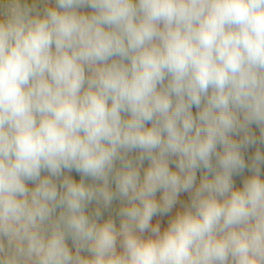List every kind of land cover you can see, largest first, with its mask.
I'll list each match as a JSON object with an SVG mask.
<instances>
[{
  "label": "clouds",
  "instance_id": "1",
  "mask_svg": "<svg viewBox=\"0 0 264 264\" xmlns=\"http://www.w3.org/2000/svg\"><path fill=\"white\" fill-rule=\"evenodd\" d=\"M261 144L264 0H0V264H264Z\"/></svg>",
  "mask_w": 264,
  "mask_h": 264
},
{
  "label": "rangeland",
  "instance_id": "2",
  "mask_svg": "<svg viewBox=\"0 0 264 264\" xmlns=\"http://www.w3.org/2000/svg\"><path fill=\"white\" fill-rule=\"evenodd\" d=\"M54 2V0H53ZM29 3H31V0H29ZM81 11L83 12H90L91 9L88 8H83L81 9ZM193 114L196 113L197 109L195 108V106L193 107ZM146 126L151 127V124H147ZM252 131L256 134L257 137L260 136V130L259 128L253 124L252 125ZM259 147L261 149V151H264V144L261 145H256V146H252L249 147L246 151H245V159L246 161L248 160L249 157H251L252 155H254L256 148ZM148 166V161L144 162L143 168H147ZM171 167H173V169L175 168L174 165H170ZM143 168L141 169V175H143ZM43 175H46L47 173H42ZM69 175H71L73 177V179L79 181L80 180V175L78 173H76L75 171L68 173ZM262 174H264V169H262ZM197 184L200 182L201 178L205 175H209V173H207V170L204 169L203 167H200L197 169ZM249 175H251V173L245 169L244 172L238 174V175H234L233 177V181H234V186L237 188H241L243 186V181L245 178H247ZM91 182V181H88ZM33 185L30 183L29 187H32ZM114 187V186H113ZM161 195V192H157L156 196L157 199H159ZM190 202V194L189 193H181L180 196L178 197L177 203L174 205L173 209L171 210V212H169L167 215H157L153 217V224L159 223L161 226V229L163 230L166 226L168 221L175 216V214L177 213V211H182L183 210V206L187 203ZM95 203L89 205L88 211L92 212L95 209ZM121 207V202L119 200H114L112 205L110 206V208L103 210V219H108L109 217H111L112 219L115 220L117 227H119V223H120V217L118 215L119 212V208ZM145 237L147 235H149V233H145L144 234ZM68 244L69 247L72 248V241L69 239L68 240ZM74 250V248H73ZM117 250L121 251L120 247H119V243L117 245ZM82 255H88V253L83 252Z\"/></svg>",
  "mask_w": 264,
  "mask_h": 264
}]
</instances>
